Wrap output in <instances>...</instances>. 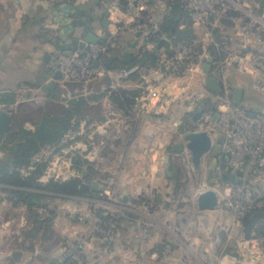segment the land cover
Here are the masks:
<instances>
[{"label":"rangeland","instance_id":"1","mask_svg":"<svg viewBox=\"0 0 264 264\" xmlns=\"http://www.w3.org/2000/svg\"><path fill=\"white\" fill-rule=\"evenodd\" d=\"M48 1L39 0V5L47 6ZM113 3L119 2L111 1L106 7L97 8L101 22L117 24L110 54L118 50L138 51L142 47L138 39L135 46H126L134 33L124 25L127 18H122L121 12L125 10ZM110 10L114 14L111 20ZM12 13V9L3 10L0 5V95L18 94L15 104L0 105L11 110V134L24 123V127L33 128L44 111L61 114L68 101L96 95L94 92L98 94L103 85L109 86L106 91L145 92L144 77L149 69L140 73L141 81L125 79L122 72H113L112 82L100 78L101 75L91 82L69 79L59 65L64 36L60 29L51 31L45 27L48 13L45 16L35 13L21 24L16 20L9 29L6 15L13 17ZM100 27L93 33H100ZM45 69L50 73L60 71L61 77L55 81L51 76L44 78ZM241 74L245 73L232 72L230 80L227 76L224 79L230 82ZM200 76L189 75L187 96L198 97L194 95ZM50 82L46 91L51 88L54 91L47 95L44 88ZM253 83L251 77L241 103L244 109H257L264 101L253 89ZM99 100L89 99L82 114L72 121L75 129L68 131L59 145L44 148L34 156L32 165L22 170L24 174L41 172L38 181L43 185L52 178L61 182L78 179L91 188L95 186L96 192L92 197L44 193L37 207L16 204L8 192L0 189V264H222V258L230 255L233 258L230 264H264V244L257 238H245L242 220L224 206L229 180L214 177L218 163L210 166L220 158L205 155L199 168H195L189 151H173L174 144L183 142V136L189 132V124L196 128V122L181 118L177 110L153 122L150 128L155 130L156 174L142 177L138 169H147L151 158H144L139 167L134 157H122L125 136L120 126L114 122L107 124L102 136L96 131L100 125ZM131 109L121 111L131 117L128 113ZM143 127L141 122L136 123V129ZM74 136L80 147L69 152V140ZM83 148L91 153L87 158ZM0 152L1 162L5 155ZM137 178H141L139 190ZM211 180L215 182L211 184ZM207 189L218 192L220 203L216 210L221 209L223 220L212 214L215 212L197 209L196 198ZM227 214L233 219L230 227L226 226ZM223 230L229 233L228 243L222 241ZM252 240L255 242L251 243Z\"/></svg>","mask_w":264,"mask_h":264},{"label":"built area","instance_id":"2","mask_svg":"<svg viewBox=\"0 0 264 264\" xmlns=\"http://www.w3.org/2000/svg\"><path fill=\"white\" fill-rule=\"evenodd\" d=\"M126 3L127 10L121 12L122 18H127L124 25L149 48H154L150 43L152 37L161 45L167 44L171 55L162 54V63L171 75L183 80V87L186 88L189 75L205 76L202 66L207 58L213 59L210 75L221 84V93H215L214 98L216 111L205 109L195 121L193 114L204 109V105L198 98L189 96L186 113L198 124L191 131L207 130L212 137L216 133L225 135L221 152L229 155L226 168L231 169L233 180L228 181L229 194L224 206L242 220L264 199V103L257 111L236 104L232 99L234 86L224 79L222 71L225 66L235 64L238 71L253 77V89L264 98V3L261 0H126ZM175 3L180 4L188 17L194 34L189 40L173 42L159 35L160 22ZM113 4L118 7L117 3ZM113 15L110 10V20ZM186 26L181 23L179 28ZM114 44L110 37L102 42L86 43L68 56L62 52L60 71H66L75 82H91L108 71L102 61ZM253 44H256L254 48ZM95 60L97 66L93 64ZM136 70L139 68L123 70L122 77ZM215 114H218L216 122Z\"/></svg>","mask_w":264,"mask_h":264},{"label":"trees","instance_id":"3","mask_svg":"<svg viewBox=\"0 0 264 264\" xmlns=\"http://www.w3.org/2000/svg\"><path fill=\"white\" fill-rule=\"evenodd\" d=\"M111 1L119 2L118 5L120 4L119 6L123 10H127L126 0H63L58 6L67 4L73 8L74 13L71 16L73 26L82 36H85L89 32H95L97 26H101V16L97 13V8L106 7ZM261 2L263 4L264 0ZM183 22H187L186 25L188 26L179 30L178 27ZM159 27V35L173 42L189 40L194 36L186 13L177 3L170 6L169 12L162 19ZM150 41L154 45L152 49H148L146 44L142 45L138 51L121 54L117 52L110 54L108 49L109 52L107 51L106 55L114 58L108 70L121 72L123 70L129 71L135 67H138L139 70L164 68L162 54H166L168 57L171 55L167 44L161 45L154 37ZM60 49L63 50V45L60 46ZM212 52L218 55L213 49ZM221 57L217 56V58ZM139 70L131 72L125 79L134 78L141 81ZM106 92H109L110 97L121 109L133 107L136 97L141 94L140 89H110ZM106 92L72 99L68 101V105L65 106L61 114H53L49 110L44 111L38 121L33 123V128L24 127V123L18 131L13 132L7 138L0 139V150L5 154V158L0 162V189L8 192L16 204L37 207L40 206L45 196L44 193L71 197H92V193L96 192L95 186L91 188L89 184L81 180L70 179L61 182L52 178L43 185L38 181L41 172L33 170L24 174L22 170L29 168L34 156L44 148L59 145L64 135L75 129L72 121L82 114L87 101L89 99L99 100ZM52 93L51 89L46 92L47 95ZM17 99L18 94L16 92L3 93L0 95V105L15 104ZM203 108L206 111H216L215 104L208 102V100L205 101ZM185 117L189 121H193L192 115L186 114ZM194 127L189 124L188 131L193 130ZM242 232L245 238H257L264 244V199L259 205L251 208L242 218Z\"/></svg>","mask_w":264,"mask_h":264},{"label":"crops","instance_id":"4","mask_svg":"<svg viewBox=\"0 0 264 264\" xmlns=\"http://www.w3.org/2000/svg\"><path fill=\"white\" fill-rule=\"evenodd\" d=\"M0 1H2L0 2V5L3 7V10L5 9L7 10L8 8L13 10L12 13L14 14L13 17L11 15H6L7 21L9 22L8 23L9 29L12 26L11 23L16 20L19 22V24H21L25 20H27V18L29 19L30 17H32V15H34L35 13L36 14L39 13L40 15H44V13H48L49 19L46 22L45 27H50L51 31H56L57 29L62 30V34H63L62 36H64L63 37L64 41L62 43L63 50L65 44L70 42L72 39L84 38V36H82V34L79 31H77L73 26L72 18H71L72 14L74 13L73 8L67 4L58 6L62 1L50 0L48 1L49 4L47 6L39 5L40 3L39 0H0ZM101 27H100L102 29L100 30L101 32L95 33L96 35L99 34L98 36L100 39L106 40L107 38L110 37L116 39L115 36H112L115 35L114 33L116 32L115 23L110 24L108 22L107 26H103L101 22ZM132 38L133 39L131 40V43L130 42L126 43L127 47L131 46V44L137 41L138 39L134 34L132 35ZM141 45H145V44L141 42ZM148 49L151 48L148 47ZM121 51L122 50H118L117 53L118 54L124 53ZM108 58H113V57H109L108 55H105L103 57L102 62L103 65H105V67H107L106 61ZM113 72H117V71L108 70L107 72L103 73L100 76V78L105 77L107 81L112 82L114 77ZM141 72H145V69L139 70V73ZM222 72L224 73V76H227L229 79L232 76L231 75L232 72H240V71L236 70L235 64H233V65L225 66ZM43 73H44V78L51 76L52 81L58 79L54 77L55 73H50L47 69H45ZM241 75L242 76L235 75L237 76V78H235L230 82L232 86L242 87L244 89V94H243V99H244L246 90L250 86L249 82L251 76L246 73ZM116 76L120 77L119 74H117ZM205 79L206 76H200L199 82L197 81V88L195 89L196 95L198 96L197 98L203 105L205 104L206 100H208V102L214 103V98H215V93L206 87ZM144 81L146 84L145 92H142L139 96L136 97L135 104L133 105L132 109L128 111L131 117H129V115L128 117L125 116V111H121V108L118 106V104L110 97L109 92H106L107 90L106 87L109 86H104V85L101 86L98 94L103 92L106 93L99 100L101 101L100 102L101 113H100V122H99L100 125L96 130L98 131L99 135L102 136L106 133L107 124L114 122L117 123L118 126H120V132L124 133L125 136L122 143V157L124 156L134 157L136 159L135 162L139 164V167L140 164L144 163L143 162L144 158H151V165L147 164V169H143V168L138 169V174H142V177H144L145 174H148V176H150L151 174L153 175L156 174L155 130L151 129L150 126L157 118H162L167 113L173 114L176 112V110L179 112L178 114H180L181 118H183L186 115L187 109L189 107L188 103L190 101V99L188 100L189 96H187L188 89L183 87L184 86L183 80L177 79L176 77L174 78L168 70H165L162 67L149 69L147 76L144 77ZM49 84H51V82L48 83L47 86L44 88L45 91L49 87H51ZM51 90L54 91L53 88H51ZM94 94H97V92H94ZM263 102L264 101L261 102V106L257 107V109H252L253 107L249 109H251L252 111L260 110L263 106ZM138 122H141V124H143L144 127L141 129L140 128L136 129L135 126L136 123ZM218 137L219 134L217 133L213 136L214 139H217ZM69 141H71V145H69L68 151L70 152L73 150L75 152L76 148L80 147L79 145L78 146L76 145L77 143L75 136L73 137V140L71 139ZM130 147L131 149L129 150ZM166 149L167 147H165L164 150ZM82 152L85 153L86 158L88 157L89 154H91V153H87L85 148L82 149ZM219 158L220 160L217 162L218 164L223 159L222 156H220ZM167 171L168 170L166 169V172ZM218 173L222 175V172L219 169H218ZM215 174H217V172ZM140 180L141 178H137V182L139 183V185L137 186L138 190L141 187ZM208 211L215 212L212 214L223 220L224 217L221 209L219 210V212H217L216 209L208 210ZM225 218L227 224L226 226L230 227V223L233 222L232 217L227 214ZM223 231L224 232H221L222 233L221 236L223 239L222 241H226V243H228L227 237L229 233L227 232V230H223ZM214 241L215 239L213 238V242ZM232 260L233 258L231 255L226 256L222 258L221 263L230 264L232 263Z\"/></svg>","mask_w":264,"mask_h":264},{"label":"water","instance_id":"5","mask_svg":"<svg viewBox=\"0 0 264 264\" xmlns=\"http://www.w3.org/2000/svg\"><path fill=\"white\" fill-rule=\"evenodd\" d=\"M103 26H107L108 22L106 20L102 21ZM102 42L93 32L87 33L83 39L74 38L70 42L66 43L63 52L65 55H70L72 51H76L78 48L85 46L86 43H97ZM137 42L131 44L135 46ZM113 58H108L106 61V66L110 67ZM213 59L211 57L207 58L202 66V72L206 76L205 85L206 87L213 91L214 93H221V84L219 80L210 75L211 63ZM94 66L98 65V61H94ZM55 78H60V71H56ZM51 85V84H49ZM48 85V86H49ZM244 89L242 87H234L232 99L236 104H241L243 101ZM205 113V109L193 114L194 120L197 121ZM218 119V114H215L213 121L216 122ZM12 129V116L11 110L5 107L0 108V139L6 138L11 134ZM217 131L220 128L217 127ZM225 141V135L220 133L217 139L211 136V133L207 130L199 131H189L183 136V142H178L173 146V151L181 152L187 150L191 154V161L195 168H199L205 155H211L215 158L222 156V161L218 164L219 170L222 172L215 174V178H222L223 180H233V174L230 168H226V160L229 158L228 154H222L221 145ZM168 152V148L165 150ZM168 162V158L166 159ZM217 165V162L211 163L210 166ZM215 180H211L210 183L213 184ZM219 194L214 189H207L200 193L196 198L197 209L200 211L215 210L219 207Z\"/></svg>","mask_w":264,"mask_h":264},{"label":"bare ground","instance_id":"6","mask_svg":"<svg viewBox=\"0 0 264 264\" xmlns=\"http://www.w3.org/2000/svg\"><path fill=\"white\" fill-rule=\"evenodd\" d=\"M42 106V105H41Z\"/></svg>","mask_w":264,"mask_h":264}]
</instances>
